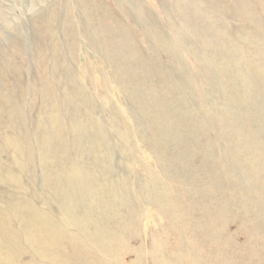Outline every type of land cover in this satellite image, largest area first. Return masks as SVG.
Masks as SVG:
<instances>
[{
  "label": "rangeland",
  "instance_id": "1",
  "mask_svg": "<svg viewBox=\"0 0 264 264\" xmlns=\"http://www.w3.org/2000/svg\"><path fill=\"white\" fill-rule=\"evenodd\" d=\"M0 264H264V0H0Z\"/></svg>",
  "mask_w": 264,
  "mask_h": 264
}]
</instances>
